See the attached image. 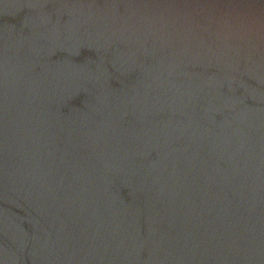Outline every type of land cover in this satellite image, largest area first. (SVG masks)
Instances as JSON below:
<instances>
[{
	"label": "water",
	"instance_id": "95a60500",
	"mask_svg": "<svg viewBox=\"0 0 264 264\" xmlns=\"http://www.w3.org/2000/svg\"><path fill=\"white\" fill-rule=\"evenodd\" d=\"M0 264H264V0H0Z\"/></svg>",
	"mask_w": 264,
	"mask_h": 264
}]
</instances>
